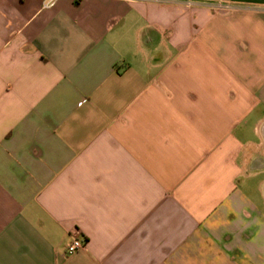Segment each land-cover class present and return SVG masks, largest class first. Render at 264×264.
<instances>
[{
    "label": "crops",
    "instance_id": "crops-1",
    "mask_svg": "<svg viewBox=\"0 0 264 264\" xmlns=\"http://www.w3.org/2000/svg\"><path fill=\"white\" fill-rule=\"evenodd\" d=\"M44 1L0 0V264H264V0Z\"/></svg>",
    "mask_w": 264,
    "mask_h": 264
},
{
    "label": "built area",
    "instance_id": "built-area-1",
    "mask_svg": "<svg viewBox=\"0 0 264 264\" xmlns=\"http://www.w3.org/2000/svg\"><path fill=\"white\" fill-rule=\"evenodd\" d=\"M56 0H45L43 2L42 8L47 9L54 6ZM156 1H163V0H156ZM221 7V6H219ZM85 241L79 238H74L70 245L67 248V254H73L81 249L84 248Z\"/></svg>",
    "mask_w": 264,
    "mask_h": 264
},
{
    "label": "rangeland",
    "instance_id": "rangeland-1",
    "mask_svg": "<svg viewBox=\"0 0 264 264\" xmlns=\"http://www.w3.org/2000/svg\"><path fill=\"white\" fill-rule=\"evenodd\" d=\"M217 9H218V10H230V9H228V8H225V7H218Z\"/></svg>",
    "mask_w": 264,
    "mask_h": 264
}]
</instances>
